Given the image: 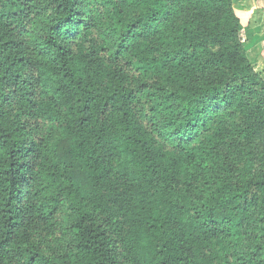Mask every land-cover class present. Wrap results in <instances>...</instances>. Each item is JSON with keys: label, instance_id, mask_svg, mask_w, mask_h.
Returning <instances> with one entry per match:
<instances>
[{"label": "trees", "instance_id": "obj_1", "mask_svg": "<svg viewBox=\"0 0 264 264\" xmlns=\"http://www.w3.org/2000/svg\"><path fill=\"white\" fill-rule=\"evenodd\" d=\"M240 1L0 0V264H264Z\"/></svg>", "mask_w": 264, "mask_h": 264}, {"label": "crops", "instance_id": "obj_2", "mask_svg": "<svg viewBox=\"0 0 264 264\" xmlns=\"http://www.w3.org/2000/svg\"><path fill=\"white\" fill-rule=\"evenodd\" d=\"M233 8L243 27L241 39L246 55L264 81V0H242Z\"/></svg>", "mask_w": 264, "mask_h": 264}]
</instances>
